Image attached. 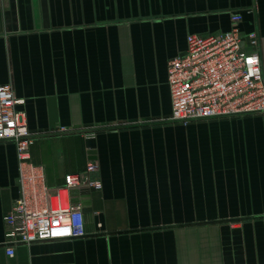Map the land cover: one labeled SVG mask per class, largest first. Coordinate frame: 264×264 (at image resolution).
I'll return each instance as SVG.
<instances>
[{
	"label": "crops",
	"instance_id": "obj_1",
	"mask_svg": "<svg viewBox=\"0 0 264 264\" xmlns=\"http://www.w3.org/2000/svg\"><path fill=\"white\" fill-rule=\"evenodd\" d=\"M257 32L264 0H0V85L11 84L50 186L75 189L86 236L4 248L19 196L16 146L0 143V264H264V113L178 124L169 61L187 36Z\"/></svg>",
	"mask_w": 264,
	"mask_h": 264
},
{
	"label": "built area",
	"instance_id": "obj_2",
	"mask_svg": "<svg viewBox=\"0 0 264 264\" xmlns=\"http://www.w3.org/2000/svg\"><path fill=\"white\" fill-rule=\"evenodd\" d=\"M242 15L231 14L224 32L190 34L185 52L168 64L172 112L169 122L189 124L264 113V74L257 32L243 33ZM11 84L0 85V143L16 146L19 196L4 216L8 257L19 245L86 236L84 207L71 200L75 189L100 190L99 166L88 162L83 173H69L50 186L43 166L32 161L36 135L17 109Z\"/></svg>",
	"mask_w": 264,
	"mask_h": 264
}]
</instances>
